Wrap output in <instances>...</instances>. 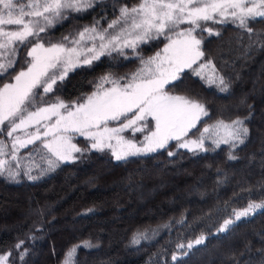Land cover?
<instances>
[{"label": "trees", "instance_id": "trees-1", "mask_svg": "<svg viewBox=\"0 0 264 264\" xmlns=\"http://www.w3.org/2000/svg\"><path fill=\"white\" fill-rule=\"evenodd\" d=\"M138 3L98 0L86 11L65 14V21L41 35L45 42L59 41L73 24L101 19L106 25L120 6ZM205 26L213 28V34L197 31L204 53L199 62L211 61L228 91L221 92L192 69H185L168 91L206 106L209 115L197 124L200 130L215 119L247 118L245 143L193 153L177 150L173 141L167 149L127 161L92 150L33 181L13 182L0 175V254L10 252V264H63L68 250L84 241L96 247L78 248L74 264H264V214L215 232L235 208L264 199V19L249 23L252 33L231 22ZM163 41L160 37L142 43L139 51L146 56ZM26 52L22 49L20 56ZM140 61L103 55L70 72L45 98L72 101L107 74L128 76ZM23 66L21 58L16 71ZM198 134L194 129L189 136ZM78 142L88 147L84 138ZM169 151L176 155L170 157ZM230 152L237 159H229ZM145 229L149 239L131 243L133 235ZM201 234L206 235L203 244L191 250L177 248ZM176 253L181 258L173 261Z\"/></svg>", "mask_w": 264, "mask_h": 264}, {"label": "snow or ice", "instance_id": "snow-or-ice-1", "mask_svg": "<svg viewBox=\"0 0 264 264\" xmlns=\"http://www.w3.org/2000/svg\"><path fill=\"white\" fill-rule=\"evenodd\" d=\"M93 5L94 0H0V80L9 78L8 82L0 83V135L8 138L0 139V175L6 173L15 180L23 171L35 180L38 177L31 175L33 168H39L43 174L60 163L75 161L78 157L74 153L83 155L92 150L107 151L116 161H127L167 149L173 141L177 150L193 153L208 152L221 145L235 149L245 143L249 135L247 118L218 120L201 131L197 124L209 115L206 106L191 96L173 94L168 86L179 81L185 69L202 76L205 69L211 68L207 82L227 92L228 83L215 75L211 61L193 68L204 56L200 48L202 39L195 33L199 30L212 35L213 28L205 26L208 22H231L252 33L249 23L264 19V0H139L131 7L122 6L120 16L106 29L98 28L97 21L72 38L65 36L58 43L45 42L41 34L65 19L66 11L83 12ZM110 29L114 31L109 32ZM162 36L168 42L153 56L141 58L140 68L127 77H101L97 90L83 102L70 104L59 97L53 103L44 100L77 68L91 65L113 51L123 54L125 48L135 50L139 44ZM24 48L27 52L21 57ZM21 58L24 66L16 71ZM105 83L112 86L105 88ZM194 129L199 135L189 138ZM128 132L131 137L125 135ZM137 133L143 134L141 140L136 139ZM76 135L89 141V147L82 149L73 143ZM206 141L214 148H208ZM29 146L32 147L27 156H21V149ZM168 155L176 153L169 151ZM228 158L237 159L231 152ZM43 163L47 169L41 167ZM258 213L264 214V201H249L246 207L234 209V218L225 219L217 231H227L237 221ZM148 231L135 233L131 243L149 239ZM205 239L201 234L177 248L191 250ZM80 247L96 245L84 241L73 246L63 264H74ZM181 255H188V251H181ZM10 256V252L0 254V264H7ZM180 258L172 255L173 261Z\"/></svg>", "mask_w": 264, "mask_h": 264}, {"label": "rangeland", "instance_id": "rangeland-1", "mask_svg": "<svg viewBox=\"0 0 264 264\" xmlns=\"http://www.w3.org/2000/svg\"><path fill=\"white\" fill-rule=\"evenodd\" d=\"M98 0H94V3L95 2H97ZM25 2H26V0H25ZM122 6H120V8H121ZM120 8H119V11L117 12V15H115L114 17H109L108 18V21L106 22L107 24L106 25H103V23H101L102 21H101V19H97V20H95L94 22H92V23H76V24H73L70 28H68V34H67V37H69V38H72V37H74L79 31H82L83 30V28L85 27V26H91L92 24H94V23H96L97 21L99 22L98 23V25H97V27L98 28H100V29H106L107 27H108V24L111 22V21H113V20H115L117 17H119L120 16ZM74 13H77V12H73V11H71V10H68V11H66L65 12V14H66V16L67 15H73ZM66 20V18L65 19H60V20H58L55 24H54V26L53 27H50L48 30H51V29H54L55 28V26H57L58 24H60V23H62L61 21H65ZM181 27L183 28V27H187V25H181ZM114 30H112V29H110L109 30V32H113ZM116 31H118V28L116 29ZM195 35H197V33H195ZM163 37V36H162ZM164 38V37H163ZM197 38H199L198 36H197ZM165 39V38H164ZM61 40H59V41H55V42H51V43H58V42H60ZM151 41H153V40H151ZM150 42V41H149ZM168 41L165 39V41H163V43L161 44V47H158V49L157 50H155L154 52H150V53H148L146 56L143 54V52H141V51H139V46L142 44H139L138 45V47L135 49V50H133V49H131V48H125L124 49V51H123V54H120V53H118V52H115V51H113L112 53H111V55H117V56H123L124 58H127V57H139V59L141 60V58H143V59H147L148 57H150V56H153L156 52H158V51H160L163 47H164V45L167 43ZM97 44L99 43V41L97 40V42H96ZM89 46H91L90 44H89ZM30 47V46H29ZM105 55H108V54H105ZM102 57V56H101ZM207 61H202V62H199V61H197V64L196 65H193V68H195V67H197L200 63H206ZM213 65V64H212ZM141 67V61H140V63H139V66L136 68V70L138 69V68H140ZM21 69V68H20ZM19 69V70H20ZM18 70V71H19ZM135 70V71H136ZM135 71H133V72H135ZM133 72H131V73H133ZM130 73V74H131ZM129 74V75H130ZM209 74H211V68H209V69H205L204 71H203V74H202V76L201 77H203L206 81H207V76L209 75ZM14 75H15V73H14ZM13 75V76H14ZM128 75V76H129ZM215 75L217 76V77H221L217 72H216V70H215ZM105 76H110V78H116V79H118V78H120V77H123V76H121V75H116V74H107V75H105ZM200 76V75H199ZM104 77V76H103ZM127 77V76H126ZM5 82H8V81H5ZM101 83V80H100V82L97 84V85H99ZM97 85L94 87V88H92L90 91H88L87 93H85V94H83V95H81L80 97H78L77 99H74V100H72V101H67V100H65V99H63V98H60V99H62V100H64L66 103H72V102H83L84 101V99L87 97V96H89V95H91L94 91H96L97 90ZM112 85L110 84V83H105L104 84V87L105 88H108V87H111ZM41 91V93H42V90H40ZM173 94H176V93H173ZM181 95V94H180ZM46 96V95H45ZM45 96H44V100L47 102V103H53V102H55V100H56V98H57V96L56 97H52V98H50V99H46L45 98ZM37 100L39 101V97L37 98ZM264 110V107H262L261 108V112ZM236 119V118H235ZM218 120H224V121H226V122H229V121H231V120H225V119H215V120H213V121H211V122H209V123H207V124H205L204 126H203V128L204 127H206V126H208V125H211V124H214L216 121H218ZM232 120H234V119H232ZM114 126V125H113ZM203 128L201 129V131L203 130ZM125 135L126 136H129V137H131V133L130 132H128V133H125ZM199 135V134H198ZM198 135H196V136H198ZM142 137H143V134H140V133H137L136 134V139L137 140H141L142 139ZM79 138H83V137H80V136H78V135H76L75 137H74V139H73V143H75V144H77V146L78 147H80V148H88L89 147V141H87L88 142V147H85V146H83L82 144H80L79 142H78V139ZM189 138H195V136H189ZM0 139H5V140H8V138L6 137V136H2V138H0ZM38 144H39V142L37 143V146H38ZM208 145H212L211 144V142H209V141H206V146L208 147ZM213 146V145H212ZM31 148H29V149H27V150H25V151H22V149H21V151H20V155L21 156H27V153H28V151L30 150ZM87 152L88 151H86V152H84L83 153V155H81V154H79V153H74L73 155H75V156H77L78 158L77 159H79V158H82L83 156H85L86 154H87ZM54 158V157H53ZM5 159H7V157H5ZM37 159V162L39 163V157H37L36 158ZM41 167L42 168H44V169H47V164L46 163H43L42 165H41ZM55 170V169H54ZM54 170H51V171H45L43 174H41V170L39 169V168H33V170L31 171V175L32 176H37L38 178H40V177H42V176H44V175H47V174H50V173H52ZM2 176H4V177H6L8 180H10V181H13V182H19V181H21V180H29V181H33L32 179H29L28 178V176L27 175H25L24 173H23V171H21V174L15 179V180H13V179H10L8 176H7V174L5 173L4 175H2ZM36 180V179H35ZM251 201H255V202H261V201H264V199H260V200H251ZM244 207H246V205L244 206ZM244 207H240V208H235V209H237V210H239V209H242V208H244ZM229 218H234L233 217V212H232V214L230 215V216H228L226 219H229ZM225 220V219H224ZM223 220V221H224ZM223 223V222H222ZM221 223V224H222ZM221 224L218 226V228L221 226ZM217 228V229H218ZM217 229L215 230V232H218L217 231ZM205 237H206V235L205 234H203ZM200 236V235H199ZM199 236H197V237H199ZM196 237V238H197ZM195 238V239H196ZM195 239H193V240H195ZM193 240H190V241H193ZM177 255H178V253H176ZM7 264H10V262L9 261H7Z\"/></svg>", "mask_w": 264, "mask_h": 264}]
</instances>
